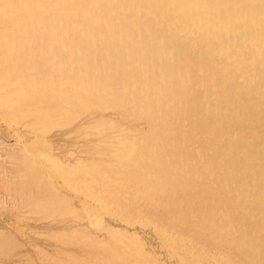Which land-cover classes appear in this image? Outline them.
I'll use <instances>...</instances> for the list:
<instances>
[{
	"label": "bare ground",
	"instance_id": "6f19581e",
	"mask_svg": "<svg viewBox=\"0 0 264 264\" xmlns=\"http://www.w3.org/2000/svg\"><path fill=\"white\" fill-rule=\"evenodd\" d=\"M0 89L48 264H264V0H0Z\"/></svg>",
	"mask_w": 264,
	"mask_h": 264
},
{
	"label": "rangeland",
	"instance_id": "374dc122",
	"mask_svg": "<svg viewBox=\"0 0 264 264\" xmlns=\"http://www.w3.org/2000/svg\"><path fill=\"white\" fill-rule=\"evenodd\" d=\"M7 92L9 96L6 97L0 89V264H44V262L48 264L51 258L57 256L55 251L57 247L84 256L95 255L93 251L86 252L77 246H60L58 234L54 232L55 229H51L54 225L49 226L45 221H63V218L59 216L62 214L49 216L48 206L49 202L51 205L54 204L62 189L54 188L47 183V180L51 181L48 176L54 170L52 163L49 165L51 168L41 174L43 177L41 175L39 177L31 161L24 155L25 152L35 151L36 148L27 146L21 149L8 137L12 135L9 127L19 126V123L27 124V122L25 123L20 117V109H22L20 101L13 100V93ZM20 100L22 101V97ZM6 120L9 125L4 122ZM13 123L16 125L13 126ZM73 127V123L65 124L61 128H55L52 133L54 135L50 134L52 136L48 137H43L42 133H35L36 138L32 139L31 143L37 142L35 145L41 146L40 149L46 157L61 156L63 150L67 149L66 144L63 143L64 134ZM22 129L25 134L31 131L28 127L27 131L25 128H19L20 131ZM64 154L65 152L62 156ZM31 170L34 173H31ZM22 171H25V175H21ZM45 189H48L51 198L41 207L35 205V209L31 206L30 196L33 197L38 191ZM38 251L47 257L46 259L43 257L44 262L38 258Z\"/></svg>",
	"mask_w": 264,
	"mask_h": 264
}]
</instances>
